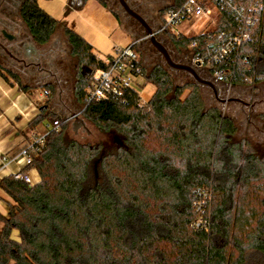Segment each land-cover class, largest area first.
<instances>
[{
  "label": "trees",
  "instance_id": "trees-1",
  "mask_svg": "<svg viewBox=\"0 0 264 264\" xmlns=\"http://www.w3.org/2000/svg\"><path fill=\"white\" fill-rule=\"evenodd\" d=\"M183 2L172 0L161 11L160 26ZM21 18L38 46L62 26L77 63L79 114L100 133L119 136L120 145L67 139L69 122L50 109V100L42 104L29 123V130L48 125L41 152L28 153L30 165L0 179L10 200L6 215L0 214V264H264V156L237 139L233 119L207 105L191 80L176 84L159 63L147 72L138 45L139 66L154 88L147 103L140 106L129 93L124 102L85 105L93 74L106 61L37 0L24 2ZM162 34L188 53L191 40ZM235 75L233 88L264 85V25L242 47ZM0 77L24 92L31 89L17 76ZM39 89L54 92L50 83ZM31 169L40 178L33 186L21 179ZM198 189L212 193L201 215L208 219L206 230L194 226Z\"/></svg>",
  "mask_w": 264,
  "mask_h": 264
},
{
  "label": "rangeland",
  "instance_id": "rangeland-1",
  "mask_svg": "<svg viewBox=\"0 0 264 264\" xmlns=\"http://www.w3.org/2000/svg\"><path fill=\"white\" fill-rule=\"evenodd\" d=\"M129 1L134 5L144 3V6L151 10L150 14L152 16L172 3V0ZM37 2L39 7L49 16L57 20L59 24H64L91 44L93 53L98 59L106 61L113 55L114 49L124 48L128 46L130 42H137L141 60L147 72H149L155 64L159 63L164 66L162 58L159 55H154L156 52L150 44H143L138 38H132L131 41L128 27L129 24L132 23L126 20L125 15L115 0H86L83 5L76 4L74 0H38ZM140 10L141 13H145L146 11H144V7H141ZM115 15L120 19L122 24L117 20ZM199 23L201 22L196 23L194 26L195 30H191V34L196 32ZM215 25V22L209 23L203 31H213ZM58 26L51 41L47 45L39 47L40 52H48L50 54L48 62L45 60V63H49L52 76H41L43 80L38 82L37 85L48 83L53 85V94L51 91H43V96H45V98L50 96L51 110L56 113L60 119L69 122L64 132L67 139L91 145L97 143L106 146L120 145L119 136L100 133L92 124L86 122L80 116L81 106L76 102L73 94L77 63L76 59L70 54V47L63 34L62 26ZM187 27V25H183L181 31L185 32ZM157 41L168 50L174 61L184 63L185 59L183 57H185L186 52L184 53L183 51L175 49L167 38H157ZM172 74L174 75L176 84L190 81V78L182 73ZM251 89L257 90L258 93L256 94H260L258 98L261 97L264 99V85ZM207 90L208 89H203V96L207 105L218 106L225 116L232 118L237 127V139L251 142V147L256 155L264 156V106L256 108L257 113L254 118L245 121L237 106H230L229 104L226 106L225 104L216 105L214 101L208 100L209 93ZM29 91L35 100L41 103L43 102L37 95L40 91L39 88L30 89ZM260 91L262 92L260 93ZM153 92V86L145 83V85L138 90L141 103H147ZM73 116L75 117L72 118ZM75 118L85 122L86 130L82 128L76 131L73 130ZM8 202H10L9 198L0 191V214L3 216L7 213Z\"/></svg>",
  "mask_w": 264,
  "mask_h": 264
},
{
  "label": "built area",
  "instance_id": "built-area-1",
  "mask_svg": "<svg viewBox=\"0 0 264 264\" xmlns=\"http://www.w3.org/2000/svg\"><path fill=\"white\" fill-rule=\"evenodd\" d=\"M198 22L201 23L196 32L191 34ZM212 22L216 24L215 29L204 32L203 29ZM259 24L264 25V0H184L179 8L166 13L163 25L154 34L156 36L169 31L179 38L191 40L188 46V64L196 68L204 78L229 89L236 76L235 66L240 61L241 49L251 40L254 29ZM183 25L188 26L185 32L181 31ZM137 45V42H131L124 48L114 49L113 55L106 60L105 68L93 74L85 91V105L111 99L124 102L129 93H134L139 98L140 106L146 104L141 103L138 93L146 80L139 66L140 56L135 50ZM48 129L35 135L27 144L26 167L31 163L28 153L41 152ZM53 130L58 132L59 126L53 127ZM21 179L29 186L34 185L29 170L22 172ZM196 196V210L200 213V218L194 226L206 230L208 219L201 215L209 207L212 193L208 189H198Z\"/></svg>",
  "mask_w": 264,
  "mask_h": 264
},
{
  "label": "flooded vegetation",
  "instance_id": "flooded-vegetation-1",
  "mask_svg": "<svg viewBox=\"0 0 264 264\" xmlns=\"http://www.w3.org/2000/svg\"><path fill=\"white\" fill-rule=\"evenodd\" d=\"M25 1L0 0V72L17 76L21 80V83H25L26 86L33 88L32 85H37L38 82L43 80L42 77H50L52 75L49 63L47 64L50 54L48 52H40L39 47L42 46L34 43L22 21L21 9ZM74 1L76 4L81 5L86 0ZM115 1L119 5L118 1ZM125 1L135 13L139 14L145 20L153 32L159 30L161 27V11L163 9L152 16L150 14L151 10L144 6V3L134 5L129 0ZM141 7H144V11L146 10L145 13H141ZM120 9L125 15L126 20L132 23L128 27L130 37L138 38L143 44H150L148 39L144 37L143 28L139 23L133 18L128 17L121 7ZM156 37L166 38L163 34H156ZM154 55H158L157 52ZM183 58L185 59L184 63L188 64L187 52ZM45 60H47L46 63ZM218 87L219 95L217 98L207 90L209 93L208 100L214 101L216 105L225 104L226 106L229 104L230 106H237L245 121L254 118L257 113L256 108L264 106V99L261 97L258 98L260 95L256 94L258 91L252 90L250 87L241 86L229 89L223 85H218Z\"/></svg>",
  "mask_w": 264,
  "mask_h": 264
},
{
  "label": "crops",
  "instance_id": "crops-1",
  "mask_svg": "<svg viewBox=\"0 0 264 264\" xmlns=\"http://www.w3.org/2000/svg\"><path fill=\"white\" fill-rule=\"evenodd\" d=\"M23 84L25 85V83ZM40 86L32 85L33 88L31 89H36ZM37 95L43 101L42 103L35 100L31 96L30 91L24 92L17 84L13 83V85H10L0 77L1 178L16 175L25 169V150L27 144L31 142L35 135L46 131L47 124L36 130H29V123L39 114V107L50 100V96L46 98L43 96V90H40ZM50 109H52L51 105ZM29 176L34 185L40 180L35 169L29 170Z\"/></svg>",
  "mask_w": 264,
  "mask_h": 264
},
{
  "label": "water",
  "instance_id": "water-1",
  "mask_svg": "<svg viewBox=\"0 0 264 264\" xmlns=\"http://www.w3.org/2000/svg\"><path fill=\"white\" fill-rule=\"evenodd\" d=\"M120 7L123 9L124 13L133 18L135 21L139 23V25L143 28L144 37L148 39L150 45L154 48L157 54L162 58L164 66L171 73H183L190 78V80L200 89H208L215 98L219 95V87L212 80L208 78H204L200 72L190 66L189 64L179 63L172 59L168 50L157 41V38L154 32L148 27L145 20L137 13H135L126 3L125 0H117ZM82 128L86 130V124L83 120L75 118V123L73 124V130Z\"/></svg>",
  "mask_w": 264,
  "mask_h": 264
}]
</instances>
